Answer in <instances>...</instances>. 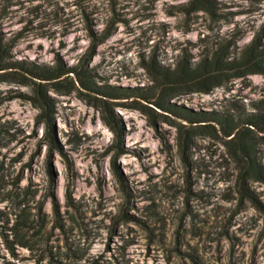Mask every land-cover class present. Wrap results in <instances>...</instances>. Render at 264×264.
Returning a JSON list of instances; mask_svg holds the SVG:
<instances>
[{"label": "rangeland", "instance_id": "obj_1", "mask_svg": "<svg viewBox=\"0 0 264 264\" xmlns=\"http://www.w3.org/2000/svg\"><path fill=\"white\" fill-rule=\"evenodd\" d=\"M190 2L0 0L11 60L59 58L119 95L78 83L69 94L48 90L53 146L38 109L16 98L31 88L0 82V264H264V182L240 176V152L218 126L149 104L153 77L178 60L198 61L217 43L264 42V0H212L214 16ZM168 103L185 114L264 116V76ZM249 142L264 172V133L252 129Z\"/></svg>", "mask_w": 264, "mask_h": 264}, {"label": "trees", "instance_id": "obj_2", "mask_svg": "<svg viewBox=\"0 0 264 264\" xmlns=\"http://www.w3.org/2000/svg\"><path fill=\"white\" fill-rule=\"evenodd\" d=\"M190 9L193 11H205L215 15L216 7L212 0H191ZM108 35L102 37L99 41L93 42L88 57L94 55L96 46L102 42ZM235 41L227 45L217 43L198 61L180 59L176 62L172 70H160L161 78L153 77L154 88L159 90L156 98L149 104L155 108L180 116L185 121L196 127H203L201 123L209 122L219 127L220 133L230 138V143L237 146L240 154L235 153V157L240 160V176L243 179H255L264 182V172L260 164L256 161L251 152L249 134L253 130L264 133V116L248 115L244 117H233L218 113H178L168 100L176 94L189 91L207 94L212 89L223 86L232 79H241L249 75L264 76V42L260 37L253 38L244 48L233 50ZM11 46L2 44L0 41V82H12L31 88V95L16 97L29 101L36 109L38 114L35 117L36 125H43L46 135L49 136L50 143L55 146L52 127L55 115V104L51 96L47 94L52 90L59 94H69L75 89V83H78L84 90L103 97H118L117 93L108 90L107 86H98L93 80L89 70L82 66H66L56 58L52 65H41L23 60H11ZM156 68V65L153 66ZM70 77H73L74 80ZM10 100V99H9ZM148 101V99H147ZM144 107L139 105L137 110L145 112ZM165 116V115H164ZM102 119L107 122L117 137H121V129L114 117ZM182 144V143H181ZM186 143L181 145L185 147ZM118 154H124L120 144L118 145ZM115 174L121 181L122 176L116 163H113ZM249 197V196H248ZM67 201L71 200V193L66 194ZM250 198V197H249Z\"/></svg>", "mask_w": 264, "mask_h": 264}]
</instances>
